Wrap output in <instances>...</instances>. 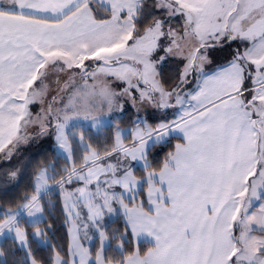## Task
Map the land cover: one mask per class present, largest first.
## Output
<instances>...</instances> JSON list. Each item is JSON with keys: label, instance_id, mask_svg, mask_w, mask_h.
Here are the masks:
<instances>
[{"label": "snow or ice", "instance_id": "6c2138e0", "mask_svg": "<svg viewBox=\"0 0 264 264\" xmlns=\"http://www.w3.org/2000/svg\"><path fill=\"white\" fill-rule=\"evenodd\" d=\"M143 105L172 118L153 125ZM48 136L55 155L30 191L8 198L21 168L0 172V264H46L43 248L47 264H264V0H0V162ZM53 195L66 253L46 223Z\"/></svg>", "mask_w": 264, "mask_h": 264}, {"label": "trees", "instance_id": "16d2710c", "mask_svg": "<svg viewBox=\"0 0 264 264\" xmlns=\"http://www.w3.org/2000/svg\"><path fill=\"white\" fill-rule=\"evenodd\" d=\"M179 68V65L174 60H168L163 65V75H162V81L166 88H171L175 83V74ZM134 113L132 110H127L126 113L120 117V127H130L132 126L131 121L134 119ZM149 120V119H147ZM159 120L158 117H154L150 119L149 121H157ZM112 130L106 129L105 135L110 139L112 136ZM104 136L101 137V141H103ZM52 137L47 142H42L40 147H37V152L32 153H24L23 157L19 156L20 160L29 159L28 163H26L25 167L22 170V178L19 180L18 186L12 188V190L9 192V197L13 200L18 199L20 196L23 195L25 191H30V177L34 169L37 165H40L44 162H49L52 160L53 156L55 155V151L53 148V142ZM179 142L178 140H172L171 144L168 146L163 147L161 150L160 148H155L151 150V153L149 155V159L152 163L153 168H158L160 164H162L164 157L167 152L172 151L174 148V145ZM102 146V145H101ZM18 160V161H20ZM63 161H60L59 164H62ZM8 163L0 162V171L3 172V170L7 167H13L11 165H7ZM14 164V162H13ZM59 166V165H58ZM14 169V168H13ZM136 173L138 176L143 175L142 167H135ZM0 192H2V187H0ZM138 199H142L144 201L145 199V191H142ZM52 201L55 203V208L51 209V215L48 216L46 223L52 224V229L50 232V238L51 243L57 245L64 253L67 252V244H68V233H67V225L65 224V217L64 213L62 211V205L60 202L59 195H53ZM120 228L123 230V224L122 221L117 220L116 223L109 224V230ZM31 230V229H30ZM29 230V231H30ZM115 243V242H113ZM129 247H132L129 245ZM142 248L146 249V245H141ZM23 253H18L15 259L19 260L22 257ZM37 257L42 258L46 264L48 261L49 256L51 255L50 249L43 248L40 251H37L36 253ZM13 257H8L9 262Z\"/></svg>", "mask_w": 264, "mask_h": 264}, {"label": "rangeland", "instance_id": "374dc122", "mask_svg": "<svg viewBox=\"0 0 264 264\" xmlns=\"http://www.w3.org/2000/svg\"><path fill=\"white\" fill-rule=\"evenodd\" d=\"M100 11H101V14H102V10H100ZM172 23H173L174 26H181L182 27V21L179 18L174 19L172 21ZM235 47H236V44L234 43L232 45V48H235ZM225 50H227V49H225ZM222 58H225L226 59V57H223L222 56V51H216V52L212 53L213 63L212 64H209L210 67L212 69H215V67L217 65L221 64L220 62H221ZM63 79H66V76H64ZM111 82H112L113 85H114V83L115 84H119V81L113 80ZM55 86H56L55 84L52 85L53 88H55ZM189 87H191V86H189ZM31 110L35 114L36 112L40 111V105L39 104L33 105L31 107ZM127 110H133L132 112L135 115L134 116V119H135L136 114H137V109H133L130 103L129 104H125V111L123 113H117L116 115L118 116V118H120V117H122L126 113ZM138 111H139V115H140L141 119H146L147 118V119L150 120V119L154 118L153 116L158 117V118H165V113L163 111L157 110V109L153 108L150 105L140 106L139 109H138ZM173 111H174L173 109H168L167 110V116L168 115H173ZM122 128H126V127H122ZM30 131L33 132V133H35V132H38L39 129L38 128H33V129H30ZM50 137L51 136L43 137V138H40L38 140H33L32 142H30L27 145H21L19 152L13 157L12 161L11 162H8V164H7V165H11L13 167H7L4 170H7L9 168H11V169L14 168L15 169V168L19 167V168H21V173H22V170L25 167L26 163H28L29 159H26L25 158L24 160H20L19 159V156H22L23 157L24 153H26V152L32 153V154L36 153L37 150H38L36 148L37 147H40L41 144H42V142H47L50 139ZM52 142H53V148H54V141H52ZM18 160H20V161H18ZM13 162H14V164H13ZM62 165H63V163L62 164H59V166H62ZM0 169H1V167H0ZM0 186H2V178H0ZM68 187H69V190H72V189H74L76 187H79V184L73 183L72 185H70ZM116 190L117 191H121L118 188Z\"/></svg>", "mask_w": 264, "mask_h": 264}, {"label": "crops", "instance_id": "0c3cea01", "mask_svg": "<svg viewBox=\"0 0 264 264\" xmlns=\"http://www.w3.org/2000/svg\"><path fill=\"white\" fill-rule=\"evenodd\" d=\"M231 49H227V50H225V51H222V56L223 57H227V52L228 51H230ZM225 62V58H222V60H221V64H223ZM205 70L206 71H208V72H211L213 69L210 67V65H206V68H205ZM64 78V77H63ZM66 79H67V77H66ZM124 85L121 83V82H119V84H115L114 83V85H113V87L117 90V91H119L122 87H123ZM55 88H56V86H55ZM55 88H53V89H55ZM123 102V99L121 100V103ZM133 111V110H132ZM153 117H155V116H153ZM165 118H167V119H171L172 118V115H168V116H166ZM161 119H163V118H159V120H161ZM146 120H147V118H146ZM159 120H157V121H149V120H147L149 123H151V124H153V125H155L156 123H158L159 122ZM132 126H130V127H126V128H131ZM179 142H182V141H179ZM125 143L127 144V143H130V137H129V139L127 140V141H125ZM134 164H135V167H137V166H139V167H142V165H141V163L140 162H134ZM139 200V199H138ZM144 202L145 203H147V196H146V185H145V199H144Z\"/></svg>", "mask_w": 264, "mask_h": 264}]
</instances>
